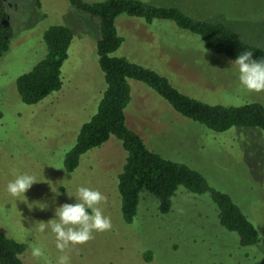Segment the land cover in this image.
<instances>
[{"label":"rangeland","instance_id":"rangeland-1","mask_svg":"<svg viewBox=\"0 0 264 264\" xmlns=\"http://www.w3.org/2000/svg\"><path fill=\"white\" fill-rule=\"evenodd\" d=\"M139 1L222 23L244 42L264 50V0ZM5 5L14 37L0 60V227L24 247V264H57L62 253L55 234L50 227L40 233L36 222L56 219L57 207L77 203L81 186L107 198L100 207L111 218L112 228L94 232V239L69 251L71 264H264V133L239 128L211 132L177 113L145 84L130 80L129 128L149 150L189 166L212 188L228 194L255 226L261 242L241 247L238 236L220 225L209 195L184 188L172 199L168 215L160 213L154 196L143 192L137 216L128 224L118 191L127 153L117 138L112 136L102 148L83 155L73 173L68 174L64 165L106 89L97 54L99 19L79 11L69 0H5ZM53 26L73 33L62 68V89L39 104L25 105L16 80L45 57L43 36ZM116 27L124 43L113 56L157 72L183 94L210 105H264V93L249 92L241 85L237 66L175 23L147 24L121 15ZM22 174L35 176L37 183L25 197L13 198L7 185ZM29 244L41 248L43 255L34 257Z\"/></svg>","mask_w":264,"mask_h":264},{"label":"trees","instance_id":"trees-1","mask_svg":"<svg viewBox=\"0 0 264 264\" xmlns=\"http://www.w3.org/2000/svg\"><path fill=\"white\" fill-rule=\"evenodd\" d=\"M69 1L79 11L99 19L101 39L97 54L106 89L96 114L82 126L74 147L65 156L66 172L73 173L83 155L102 148L114 136L127 153L118 176V191L126 223L131 224L137 216L143 192L154 196L159 202L160 213L168 215L172 211V199L179 188H184L195 195H209L217 206L220 225L238 236L241 247L259 245V232L234 200L212 188L196 170L149 150L143 138L127 125L126 109L132 99L130 80L145 84L177 113L217 134L233 128L264 133V105L257 102L242 106L210 105L183 94L157 72L126 58L113 56L124 43L118 34L116 20L127 15L147 24L155 20L171 21L179 29L199 36L210 52L230 61L243 51H251L253 59L262 60L264 50L244 42L233 29L222 23L196 20L176 7H156L139 0ZM13 37L14 28L10 24L5 0H0V60L9 51ZM43 41L45 57L16 80V91L21 101L29 106L41 103L62 89V68L68 59L73 33L66 27L53 26L45 32ZM23 254L24 247L8 238L0 227V264H24Z\"/></svg>","mask_w":264,"mask_h":264},{"label":"clouds","instance_id":"clouds-1","mask_svg":"<svg viewBox=\"0 0 264 264\" xmlns=\"http://www.w3.org/2000/svg\"><path fill=\"white\" fill-rule=\"evenodd\" d=\"M230 63L237 66L238 78L244 88L249 92L264 93V59H253L251 51H243ZM35 183H37L35 176L22 174L8 183L7 192L13 198L25 197V193ZM52 191L55 192L53 187ZM68 196L73 197L69 193ZM75 197L77 203H65L56 208V219L36 222L40 233L50 227L55 234L56 248L62 253L57 264H71L70 256L67 254L69 251L94 239V232L103 233L112 228L111 218L105 216L100 207L107 199L100 191L81 186ZM28 247L31 248L34 257L43 255L41 248L31 244Z\"/></svg>","mask_w":264,"mask_h":264}]
</instances>
